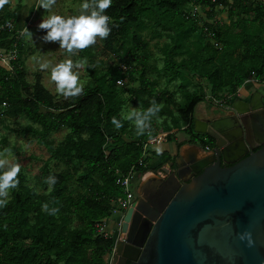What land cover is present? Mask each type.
Here are the masks:
<instances>
[{
	"label": "trees",
	"instance_id": "1",
	"mask_svg": "<svg viewBox=\"0 0 264 264\" xmlns=\"http://www.w3.org/2000/svg\"><path fill=\"white\" fill-rule=\"evenodd\" d=\"M196 7L208 9L212 15L222 7L231 23L207 22L201 27L191 11ZM16 12L0 8V24L10 21L14 25L11 33L0 32V47L11 48L14 39L8 41L9 37L22 29ZM105 12L111 18L105 46L117 54V63L103 74L90 69L91 85L78 96L57 102L38 76L31 87L26 85L20 61L23 36L13 71L0 67L2 110L18 107L21 115L39 127L35 132L50 160L65 165L58 173L50 172L48 165L39 171L36 184L42 188L40 194L18 174L19 184L10 190L7 204L0 206V264H106L104 258L112 252L115 237L100 230L112 215V202L123 195L119 181L130 171L142 175L151 170L145 145L155 136L180 130L198 140L193 114L204 98L203 87L199 93H186L187 103L179 108L180 116L171 126L165 122L157 126L152 118L150 129L137 135L135 126L121 116L124 94L133 96L131 102L140 105V111L147 110L153 100L160 104L165 98L154 93L156 82L146 78L149 43L141 37L146 24L155 29L150 37L165 35L169 40L162 54L170 80L180 78L190 84L183 75L189 72L197 83L207 82L213 99L229 102L251 77L264 82L263 4L254 5L250 0H112ZM129 42L132 49H127ZM87 49L80 52L87 55ZM179 56L181 60L176 61ZM118 81H137L140 88L117 87ZM166 111L163 107L157 115ZM113 116L123 121L121 128L112 124ZM60 128L68 134L52 147L44 139ZM159 158L162 164L173 161L168 154ZM81 165L76 179L79 189H71L69 183ZM50 175L57 178L51 190L45 182ZM45 202L59 212L50 215L43 211Z\"/></svg>",
	"mask_w": 264,
	"mask_h": 264
},
{
	"label": "water",
	"instance_id": "2",
	"mask_svg": "<svg viewBox=\"0 0 264 264\" xmlns=\"http://www.w3.org/2000/svg\"><path fill=\"white\" fill-rule=\"evenodd\" d=\"M215 109L228 115L194 121L213 141L207 155L177 156L139 184L112 264H264L263 95Z\"/></svg>",
	"mask_w": 264,
	"mask_h": 264
},
{
	"label": "rangeland",
	"instance_id": "3",
	"mask_svg": "<svg viewBox=\"0 0 264 264\" xmlns=\"http://www.w3.org/2000/svg\"><path fill=\"white\" fill-rule=\"evenodd\" d=\"M227 1L230 2V0ZM82 2L83 0H57V3L53 7L52 11L61 15L78 14L80 10L79 6ZM250 2L254 5H264V0H250ZM0 8L2 10L9 8L11 11H18L21 28L25 27V29L27 28L33 34L32 39L28 38L26 34H23L22 40L23 51L21 53L20 61L21 68L24 72L26 85L31 87L34 83V80L38 76L41 79V83L45 89L51 94L53 99L59 103L68 101L71 97L65 98L62 95L57 94L55 83L50 79V69H41L40 66L42 63L49 62L50 64L54 65L59 63L61 60L68 58H71L74 61L78 59L85 60L86 63L84 66L78 70L80 74V80L84 82L83 90L91 85L92 76L90 69L95 70L97 74H103L114 67V65L117 63V54L114 51L106 48L104 38L97 37L96 43L88 47L87 55H84L80 52V50H77L75 55L69 56V54L64 49L59 48L58 42H45L42 39L43 35L45 34V30L39 29L38 25L41 22L43 16L46 14V11L43 8L37 7V0H7V2L4 3L3 6H0ZM22 9H28L26 17L21 12ZM191 11L194 13L193 15L196 17V20L201 27H203V23L207 22L209 24L219 23L221 25H230L231 23L222 7L217 8V13H215V15L210 14L211 12H209L208 9H202L199 7H196V9L193 8ZM145 20L146 19L144 18L143 21ZM147 26L148 24H146L141 36L142 40L149 43L146 53L147 58L144 62L146 78L150 81L154 80L156 82L154 93L160 94L159 96L161 99L162 97H165L164 100L160 102V105H162V108L164 107L167 109L164 114L152 117L153 120H155V123H157V126H161V124L164 122L171 126L173 119H176L180 116L179 108L187 103L186 93H199L201 87L204 88V98L195 107V109L197 107H205L209 108L210 110H215V108L220 107L221 105L216 106L215 104L213 105V102L209 103L206 101L205 94L211 96L210 86L207 84V82L197 83L191 73H183L185 79L190 81V84L182 83L180 78L170 80L171 75L164 72L162 54V50L164 46L169 43V40L165 35L150 37V34H152L155 29L153 28L150 30V27ZM112 45H114V43H112ZM132 48L133 44L132 42H129L127 49ZM116 49H118V47ZM136 54L141 56L142 52L137 50ZM180 60L181 56L176 58V61ZM139 72L140 70L135 77H139ZM137 81L133 82L132 84H129L128 82H122L121 84H116V86H125L127 89H131L133 91L134 89L140 88V84ZM249 81L252 82L251 87L253 86V88H248V93L252 94L255 92H260L263 95L262 92H264V82L258 81L254 77H251ZM182 84H184L185 87L182 86ZM243 85L244 83L241 85V87ZM239 89H237V92ZM237 92L236 95L232 97L230 102L228 100L221 101L223 103L222 106L229 105L233 100L238 99L239 94ZM123 98L125 100V104L122 107L121 116L122 112L126 113L132 109L139 111L141 110L140 105H135L131 102V100H133L132 95L130 96L124 94ZM17 108L18 107H15L14 110L12 109L11 111L9 109L3 111L2 107L0 106V152H3L5 149L10 150L12 156L15 158L14 162L20 164L21 166L19 174L24 175L27 183L26 185L30 188H34L35 191L40 194L42 193V188L36 184V176L38 175L39 171H41L45 165H48L50 172L58 173L65 169V165L62 162L50 160V153L47 147L39 140V134L35 132V130H40L39 127L35 124H32L26 117L21 115L17 111ZM129 122L132 124L131 121ZM180 131L175 133L173 131L163 133V135H161L163 137L160 136L157 142L165 139L167 135H171L172 137L174 134ZM67 134L68 130L65 128H60L58 131L47 135L44 140L52 147H56L64 140ZM155 137H153V139ZM151 141L145 145V149H147V145L150 146ZM150 149L151 148L148 150ZM149 153L152 154L151 152ZM11 158L12 157H10V159ZM71 166H69V170L72 169ZM81 170L82 165L78 166V172L74 175L73 180L69 183V187L71 189H79L76 179L81 174ZM153 172L157 173V170H154ZM146 173L147 175L150 174V172ZM142 175H140V177ZM137 185L138 174H133L131 177V188L136 200L139 197L137 194H135ZM7 199H9V197ZM118 223L119 216H111L108 221H103L100 232L107 236L116 237L118 232ZM118 237L119 235H117L116 238ZM104 259L105 262L109 261L108 257L106 256Z\"/></svg>",
	"mask_w": 264,
	"mask_h": 264
},
{
	"label": "clouds",
	"instance_id": "4",
	"mask_svg": "<svg viewBox=\"0 0 264 264\" xmlns=\"http://www.w3.org/2000/svg\"><path fill=\"white\" fill-rule=\"evenodd\" d=\"M7 0H0V6H3ZM57 0H37V7L43 8L46 14L43 16L38 27L45 30L42 39L45 42H58L59 48L64 49L69 56L75 55L77 50H83L96 43V38L108 37L111 29L109 27L110 17L105 10L108 9L112 0H83L79 6L78 14L61 15L52 11ZM32 39L33 34L27 28L24 33ZM86 63L83 59L73 60L71 58L61 60L59 63L50 64L44 62L41 69H50V79L55 83L56 92L65 98L75 97L82 93L84 82L80 80L79 69ZM162 105L157 104L155 100L147 110L139 111L132 109L122 112L123 119L131 121L135 126L137 135H143L151 127V119L157 116ZM112 124L117 129L123 126V121L112 117ZM10 157H12L10 159ZM14 156L9 149L0 152V206L7 204L10 190L19 184L17 176L21 166L14 162ZM49 185V190L57 183L55 176H48L45 181ZM42 210L55 215L59 208L51 207L47 202L42 204ZM240 239L248 240L249 246L252 244L251 234L244 233Z\"/></svg>",
	"mask_w": 264,
	"mask_h": 264
},
{
	"label": "crops",
	"instance_id": "5",
	"mask_svg": "<svg viewBox=\"0 0 264 264\" xmlns=\"http://www.w3.org/2000/svg\"><path fill=\"white\" fill-rule=\"evenodd\" d=\"M11 6V5H10ZM29 9V8H28ZM28 9H22L21 12L23 13V15L26 17L27 13H28ZM11 10V9H10ZM17 15V19H18V26L20 27V20H19V12H16ZM248 81V80H247ZM252 83H248L245 84L244 86H242L239 90H238V94H239V99L241 100H245L246 97H249V91L248 88L251 87ZM244 88V89H243ZM253 88V86L251 87ZM250 88V89H251ZM263 93V92H262ZM243 97V98H242ZM229 107V106H227ZM219 108V107H217ZM214 113L217 115L216 117H225L227 114V112H223V111H216L215 110H210L209 108H205V107H197L194 110V114H193V118L196 120H201L204 122L209 121V119H211L212 117L214 118V116H212V114L214 115ZM259 113V112H258ZM262 113V112H260ZM197 115V116H196ZM261 120L262 125L264 126V118L263 115L260 114V118L259 121ZM209 136L205 135V136H199L198 140L201 139L202 144L197 143V139L192 138L191 136L187 135L185 132H183L182 130L176 134H174L172 137H170V140L168 139H162L158 142L155 143H151L150 146L147 145V149L146 152H151L146 154V157H149V168L151 169L150 174L148 175H153L151 176V183H155V179L159 177V175H156V172H153V169L157 170V173L159 174L160 170L162 167H167V165L170 162H166L164 164L161 163L160 160V156L162 154H168L170 156L171 159H175L177 156H180L182 159H189L190 157H195L197 159L207 155L209 153V150L212 149L213 144H211L208 140ZM198 146L201 148L198 149L195 147ZM149 148H151L150 150H148ZM208 148V149H206ZM157 155V156H155ZM152 171V172H151ZM147 175V178H148ZM140 174H138V183L140 181ZM160 177H163L162 174H160Z\"/></svg>",
	"mask_w": 264,
	"mask_h": 264
},
{
	"label": "built area",
	"instance_id": "6",
	"mask_svg": "<svg viewBox=\"0 0 264 264\" xmlns=\"http://www.w3.org/2000/svg\"><path fill=\"white\" fill-rule=\"evenodd\" d=\"M13 29H14V25L10 21H6L5 23L0 24V32L6 31L8 33H11L13 31ZM24 30H25V27H23L19 31H16L13 35H11L9 37L8 41H11L12 39H14L13 45L11 48L7 49L4 47H0V67L5 68L10 73L13 71L14 62H16V60L18 58V43L20 42V39L23 36L22 33H24ZM121 68L123 71H126V67L121 66ZM121 83H122V81L117 82V84H121ZM205 98H206L207 102H209V103L213 102V105L215 104L216 106H218V105L222 106V104H223L221 101H217L207 94H205ZM161 135H163V134H161ZM161 135H158L156 138H154L151 141V143L157 142V140L160 138ZM161 137H163V136H161ZM206 149H208V148H206ZM132 175H133V173H132V171H130L126 177H124L122 180L119 181V184L123 187V195L112 202L113 208H112V212H111L112 215L111 216H115V215L119 216V223L117 224V229H118L117 235H119V237L116 238L117 237V235H116L112 252L108 256L109 261L106 262V264H112L113 256L115 254V247H116L117 243L123 241V235L121 233V224H122L123 216L126 213V211L134 203V194H133L132 188H131V177H132ZM146 175H147V173L143 174L140 177V181H139L137 187L139 186L141 181H143V179L146 177ZM120 236H121V238H120Z\"/></svg>",
	"mask_w": 264,
	"mask_h": 264
},
{
	"label": "flooded vegetation",
	"instance_id": "7",
	"mask_svg": "<svg viewBox=\"0 0 264 264\" xmlns=\"http://www.w3.org/2000/svg\"><path fill=\"white\" fill-rule=\"evenodd\" d=\"M263 103H264V92H263ZM227 106H230V105H223V106H220V107H227ZM206 140H208L211 144H213V141L209 137ZM202 141L203 140L199 139V140H197V143L202 144ZM137 188H136V191H137ZM136 191H135V194H136ZM135 201H137V200L135 199V196H134V202ZM126 264H129V262H127Z\"/></svg>",
	"mask_w": 264,
	"mask_h": 264
},
{
	"label": "bare ground",
	"instance_id": "8",
	"mask_svg": "<svg viewBox=\"0 0 264 264\" xmlns=\"http://www.w3.org/2000/svg\"><path fill=\"white\" fill-rule=\"evenodd\" d=\"M248 83H252V82L248 80V81H246V82L244 83V85H245V84H248ZM244 85H243V86H244ZM243 89H244V88H243ZM146 177H147V176H146ZM148 177H151V175H148Z\"/></svg>",
	"mask_w": 264,
	"mask_h": 264
}]
</instances>
